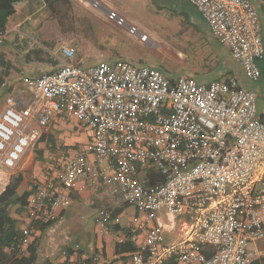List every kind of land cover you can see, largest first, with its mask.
Wrapping results in <instances>:
<instances>
[{
  "label": "built area",
  "instance_id": "obj_1",
  "mask_svg": "<svg viewBox=\"0 0 264 264\" xmlns=\"http://www.w3.org/2000/svg\"><path fill=\"white\" fill-rule=\"evenodd\" d=\"M189 2L245 77L260 80L264 0ZM8 33L0 29V45ZM61 52L55 71L6 96L0 166L16 169L59 119H77L90 138L59 172L35 183L10 250L25 254L36 226L58 220V210L71 204L70 189L85 178L151 223L132 264H254L250 245L264 239V104L260 109L257 94L235 78L208 85L190 76L171 80L150 65L87 66L68 62L74 47ZM159 211L186 219L184 238L166 240ZM101 217L111 215L104 210Z\"/></svg>",
  "mask_w": 264,
  "mask_h": 264
},
{
  "label": "rangeland",
  "instance_id": "obj_2",
  "mask_svg": "<svg viewBox=\"0 0 264 264\" xmlns=\"http://www.w3.org/2000/svg\"><path fill=\"white\" fill-rule=\"evenodd\" d=\"M61 1L62 4H59L57 0H36V9L44 7V10L35 16V19L42 20L44 27L39 35L28 31L25 35V39L29 40L30 48H37L41 44L42 48L37 51V55L49 64L60 63L61 65L64 61L61 48L64 45H70L74 47L76 54L68 62L74 64L89 66L120 58L138 65L153 66L171 80L179 76L203 75L196 78L201 83L225 79L228 76V70L233 68L239 74H243L242 70L237 67L239 65L232 58L230 50L212 39L206 22L185 1L178 3L176 0H145L149 3L159 4L163 8V12H153L160 19L157 20L159 24L156 28H153L149 22L138 21L142 24L143 29L138 27L139 31L135 33H132L130 28L136 24L116 10H105L95 1L90 0ZM252 1L256 2V0ZM258 10L261 35L264 41V5L258 4ZM111 12L116 13L117 17L112 18ZM131 17H133L132 14ZM120 18L125 19L124 23H120ZM142 30L149 33L156 30L158 35L151 37L146 33L147 39H143ZM14 34L17 33L12 32L10 36ZM18 35L22 36L21 33ZM207 43L219 50L224 60L218 63V58L205 48ZM217 64L219 65L215 66ZM259 64L261 79L253 81L245 78V80L247 86L253 88L257 94L258 106L261 109L264 104V59ZM15 67L16 70H12L5 77L0 71V81H5V84L8 85L11 82L9 89L6 85L0 86V109L7 95L15 94L17 90H26V82L40 76L37 74L28 77L20 68L16 65ZM24 75L23 81L21 77ZM14 85H17L16 90ZM65 123L72 134L68 135L63 131L58 133L52 129L51 133L43 137L33 148V159L29 161L31 163L30 170L28 171L27 168L25 170L20 166L14 170H4L0 186L3 187L4 179L7 176L11 177L14 173L22 172L24 181L20 190L22 188V192H24L25 186L27 189H32L40 179L59 172L64 161L70 156L76 155L87 138L86 131L77 120ZM17 209L15 206L11 207V214L22 216L24 213L20 214ZM136 210L134 206L127 205L125 212L118 220L124 224L130 223ZM174 220L173 216L164 212L157 215V223L163 226L174 222ZM93 221V215H90L87 223L91 229L94 227ZM22 222L24 221H20L19 228L23 224ZM5 251L12 253L8 248ZM249 251L250 257L254 261L264 258V240L252 243ZM259 264H264L263 259Z\"/></svg>",
  "mask_w": 264,
  "mask_h": 264
},
{
  "label": "crops",
  "instance_id": "obj_3",
  "mask_svg": "<svg viewBox=\"0 0 264 264\" xmlns=\"http://www.w3.org/2000/svg\"><path fill=\"white\" fill-rule=\"evenodd\" d=\"M27 1H32L34 5L36 2V0ZM90 1H95L105 10L112 9V11L116 10L119 13L123 14L126 19L136 24L133 26H135L138 31V27L143 29L142 24H140L138 21L149 22L153 28H156V26L159 24V21L157 20L160 19L158 16L154 15L153 12H163V8L159 4L156 5V3L154 2L149 3L145 0ZM176 1L178 3L185 1L198 13V11L190 4L189 0ZM57 2L59 4L63 3L61 0H57ZM43 10L44 7L37 9L31 16L24 19L14 28L10 29L6 42L3 45H0V55H3L7 59H9L14 65L20 68L24 74L26 73V76L28 77L36 76L37 74L41 75L46 72H53L60 65V63H55L53 65L49 64L45 60H41L42 57H39L37 55V51L41 50L42 48L40 46L41 44L37 48H30V45L28 44L29 40L25 39V35H27L26 31H28L29 33H35L37 35L42 33V29L44 27L43 22L40 19V21L38 19L36 20L35 16H38V14ZM131 14L133 15V17H131ZM202 20L204 21L203 18ZM32 21L33 23H31ZM124 21L125 19H123V23ZM208 30L212 39L216 42H219L212 35L209 28ZM142 31V35L148 34L151 37L158 35V33H156V30L150 33L144 30ZM12 32H15L17 34L10 36ZM19 33H21L22 36L18 35ZM206 45L207 46H205V48L208 49L209 53H212L218 58V63L224 60L219 50L212 47L209 43H207ZM223 45L229 49L227 45ZM121 61L129 60L115 58L114 60L106 62L118 63ZM218 65L219 64L215 66ZM237 67L241 69L240 66ZM242 73L243 74H239L238 71L233 68L228 70V76L225 79H217L202 84L208 85L217 81L226 82L229 81L231 78L237 79V76L246 78L243 70ZM187 76L196 79L198 76L203 75H196V77L192 75ZM21 78L24 81L25 75ZM9 84L11 85V82H9ZM22 84H24V82H22ZM16 88L17 85H14L15 90ZM24 91L26 90H17L15 94ZM70 120H56L52 124L49 132L43 137L50 134L52 129L54 132L61 133L63 131L68 135L72 134L68 125H66L65 123ZM89 138L90 135L87 133L86 142L89 140ZM40 140L35 143V145L24 155L22 160L19 162L18 167L20 166V168H24L25 170L27 168L28 171L30 170L31 163L29 161L33 159L32 150L36 145H38ZM4 170H6V168L0 166L1 181H3L2 177L4 176ZM9 179L10 176H7L4 179L5 183L3 187L0 186V193L3 191V189L9 182ZM25 190H28L26 186ZM19 191L20 193H22V188L21 190L19 189ZM70 195L71 204L65 209L58 210V220L52 223L41 224L36 226L34 236L30 240V243L28 245V247L32 245L36 248L37 259L33 264H45L46 262H50L52 264H132L131 255L136 249L144 245L146 240V232L151 226V223L147 221L145 216L136 210L135 213L132 215L130 223H121L118 219L125 212L127 204H125L116 196H114L106 187H97L93 185L90 180L85 178L80 179L77 184L70 189ZM104 210L110 213V219L104 220L103 217H101V212ZM161 212L163 211H159V213ZM90 215H93V229H91L87 223V219ZM12 216L17 218L19 220V223L21 220L25 222L27 219L26 212H24L22 216H17L16 214H12ZM174 218V222L169 224L164 223L165 225L163 226L165 229L167 241L182 239L185 237L186 234V227L188 226L186 219L182 217ZM24 222H22L23 224L21 225L20 229L24 225ZM27 254H29V250Z\"/></svg>",
  "mask_w": 264,
  "mask_h": 264
},
{
  "label": "trees",
  "instance_id": "obj_4",
  "mask_svg": "<svg viewBox=\"0 0 264 264\" xmlns=\"http://www.w3.org/2000/svg\"><path fill=\"white\" fill-rule=\"evenodd\" d=\"M36 10L32 1L0 0V29L10 30L14 28ZM12 70H16L15 65L5 56L0 55V71L4 77L8 76ZM1 85H6L8 89L11 87V85L5 84V81H0ZM152 180H156L155 177ZM23 181L24 174L22 172L12 174L9 182L0 193V264H33L37 259L36 248L32 245L27 249L29 254L26 252L19 255L16 254L15 250H11L12 253L5 251L6 248L10 249L20 233L19 220L12 216L10 209L15 206L20 214L26 212L29 199L35 191L33 187L20 193L19 189ZM262 259L264 262V258ZM262 259H256L254 264L262 263ZM45 264L52 263L46 262Z\"/></svg>",
  "mask_w": 264,
  "mask_h": 264
},
{
  "label": "water",
  "instance_id": "obj_5",
  "mask_svg": "<svg viewBox=\"0 0 264 264\" xmlns=\"http://www.w3.org/2000/svg\"><path fill=\"white\" fill-rule=\"evenodd\" d=\"M237 80L239 81L240 86H241L242 89H244V90H249V91H253V88H249V87L247 86V83H246L245 78H243V77H241V76H237Z\"/></svg>",
  "mask_w": 264,
  "mask_h": 264
},
{
  "label": "bare ground",
  "instance_id": "obj_6",
  "mask_svg": "<svg viewBox=\"0 0 264 264\" xmlns=\"http://www.w3.org/2000/svg\"><path fill=\"white\" fill-rule=\"evenodd\" d=\"M143 39H147V37H143Z\"/></svg>",
  "mask_w": 264,
  "mask_h": 264
}]
</instances>
